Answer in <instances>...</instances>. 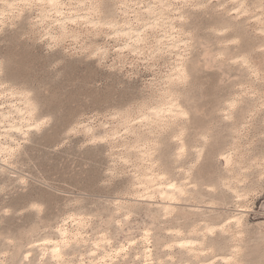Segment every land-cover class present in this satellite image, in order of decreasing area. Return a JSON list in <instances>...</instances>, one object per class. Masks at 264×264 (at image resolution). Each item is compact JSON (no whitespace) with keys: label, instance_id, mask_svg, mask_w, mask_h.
<instances>
[{"label":"rangeland","instance_id":"obj_1","mask_svg":"<svg viewBox=\"0 0 264 264\" xmlns=\"http://www.w3.org/2000/svg\"><path fill=\"white\" fill-rule=\"evenodd\" d=\"M262 145L264 0H0V264H264Z\"/></svg>","mask_w":264,"mask_h":264},{"label":"snow or ice","instance_id":"obj_2","mask_svg":"<svg viewBox=\"0 0 264 264\" xmlns=\"http://www.w3.org/2000/svg\"><path fill=\"white\" fill-rule=\"evenodd\" d=\"M36 2L39 4V3H42L43 0H36ZM49 3H51L53 6H58V0H48ZM234 43H237L238 41H233ZM42 123H44L42 121ZM262 151H264V145H262Z\"/></svg>","mask_w":264,"mask_h":264},{"label":"bare ground","instance_id":"obj_3","mask_svg":"<svg viewBox=\"0 0 264 264\" xmlns=\"http://www.w3.org/2000/svg\"><path fill=\"white\" fill-rule=\"evenodd\" d=\"M50 4H51V3H50ZM51 6L53 7V5H52V4H51ZM26 110L29 112V110H30V109H29V108H27ZM160 112H161V111H160ZM29 114H30V113H29ZM146 184H147V183H146ZM205 231H206V230H205ZM226 259H227V258H226Z\"/></svg>","mask_w":264,"mask_h":264}]
</instances>
